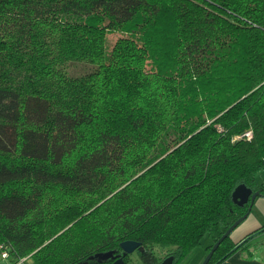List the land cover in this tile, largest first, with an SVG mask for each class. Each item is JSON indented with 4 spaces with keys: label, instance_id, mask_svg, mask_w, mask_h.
<instances>
[{
    "label": "trees",
    "instance_id": "trees-1",
    "mask_svg": "<svg viewBox=\"0 0 264 264\" xmlns=\"http://www.w3.org/2000/svg\"><path fill=\"white\" fill-rule=\"evenodd\" d=\"M262 172L264 0H0V262L113 264L90 258L133 241L184 264Z\"/></svg>",
    "mask_w": 264,
    "mask_h": 264
},
{
    "label": "water",
    "instance_id": "water-1",
    "mask_svg": "<svg viewBox=\"0 0 264 264\" xmlns=\"http://www.w3.org/2000/svg\"><path fill=\"white\" fill-rule=\"evenodd\" d=\"M260 196L259 192H254L252 189L248 188L246 185L242 184L239 185L236 190L233 193V200L234 202L243 207L247 204L250 203V208L249 211L246 215H244L242 218H240V220H238L228 231L227 233L220 239L218 240V242H216L213 246V248L211 249L210 253L207 255L205 261L203 262V264H209L214 253L216 252V250L219 248V246L223 243V241L229 237L234 230L240 226L251 214V211L253 209V206L257 200V198ZM142 248V244L138 243V242H133V241H127L121 244V249L124 252V256H127L128 254L134 253L137 249ZM115 253L114 251L111 252H107V253H101V254H97L93 257H91V260H97L98 262H103L105 260L108 259H116V261L114 262V264H126L123 258H117L115 257ZM119 257V256H118ZM175 258L174 257H170L168 259H166L165 261H163L160 264H173L174 263ZM82 264H88V262L82 263Z\"/></svg>",
    "mask_w": 264,
    "mask_h": 264
},
{
    "label": "crops",
    "instance_id": "crops-1",
    "mask_svg": "<svg viewBox=\"0 0 264 264\" xmlns=\"http://www.w3.org/2000/svg\"><path fill=\"white\" fill-rule=\"evenodd\" d=\"M264 226V197L257 199L249 217L231 234L233 242L239 243L251 233ZM256 240L261 248L256 251L254 259H247L242 251L235 253L225 264H264V233ZM198 250V249H197ZM206 256V253H205ZM0 264H11L10 260H2Z\"/></svg>",
    "mask_w": 264,
    "mask_h": 264
},
{
    "label": "rangeland",
    "instance_id": "rangeland-1",
    "mask_svg": "<svg viewBox=\"0 0 264 264\" xmlns=\"http://www.w3.org/2000/svg\"><path fill=\"white\" fill-rule=\"evenodd\" d=\"M121 33L116 32L113 34H110L108 36L107 39V51L109 52L112 47L114 46V44L116 43V41L118 40L119 37H121ZM91 66L87 65V64H75L74 66H72L71 71L73 73V75H82L87 73L89 70H91ZM257 181L259 184L264 183V172L260 173L257 177ZM263 197H258L257 199H261ZM261 237H258L256 240H260ZM211 244V240L206 237L203 242H202V246L200 248H198V250H196L195 252H193L185 261L184 264H203V262L205 261L207 254L205 256L206 253V247H208ZM156 255L161 257L163 255H165V253H167L168 251H163L161 250L159 247H156L155 249ZM131 264H141L138 255H133L131 258ZM12 264V263H11Z\"/></svg>",
    "mask_w": 264,
    "mask_h": 264
},
{
    "label": "flooded vegetation",
    "instance_id": "flooded-vegetation-1",
    "mask_svg": "<svg viewBox=\"0 0 264 264\" xmlns=\"http://www.w3.org/2000/svg\"><path fill=\"white\" fill-rule=\"evenodd\" d=\"M154 254L158 258V263L157 264L162 263L163 261H165L166 259H168L170 257H174L175 258V256L172 253H170V252H167V253H165V255L159 257V256L156 255V252L154 250ZM133 255H138V258H139L141 264H148L149 259H148V257L145 256V251L143 252V248L137 249L134 253L128 254L127 256H124L123 250H121L120 252H116L115 253V257L123 258L126 264H131L130 260H131ZM175 260H176V258H175ZM175 260H174L173 264H175ZM105 261H111L114 264L116 259H108V260H105ZM105 261H103V262H105Z\"/></svg>",
    "mask_w": 264,
    "mask_h": 264
},
{
    "label": "built area",
    "instance_id": "built-area-1",
    "mask_svg": "<svg viewBox=\"0 0 264 264\" xmlns=\"http://www.w3.org/2000/svg\"><path fill=\"white\" fill-rule=\"evenodd\" d=\"M252 136H253L252 131H249L245 135H243L242 137H247L248 139H251ZM1 259L2 260H9V253L7 251H4L1 255ZM12 264H33V262L31 261L30 256H29V257L21 258Z\"/></svg>",
    "mask_w": 264,
    "mask_h": 264
}]
</instances>
